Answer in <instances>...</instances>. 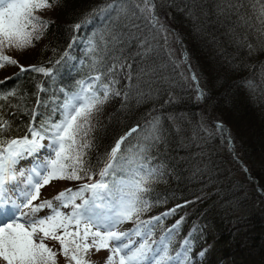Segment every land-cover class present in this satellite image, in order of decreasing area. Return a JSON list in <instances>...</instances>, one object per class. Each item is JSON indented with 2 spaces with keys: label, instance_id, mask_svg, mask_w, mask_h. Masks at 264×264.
Here are the masks:
<instances>
[{
  "label": "trees",
  "instance_id": "obj_1",
  "mask_svg": "<svg viewBox=\"0 0 264 264\" xmlns=\"http://www.w3.org/2000/svg\"><path fill=\"white\" fill-rule=\"evenodd\" d=\"M154 3L157 24L136 8L142 0H58L36 12L49 21L41 40L24 51H5L26 68L53 72L0 68V93H17L0 100V115L10 122L12 136H22L33 112L37 124L48 118L55 122L65 92L103 74L101 82L120 95L110 96L94 115L92 165L103 167L115 140L136 128L125 143L145 147L142 163L152 172L146 196L152 207L139 219L176 208L147 226L152 235L162 238L183 218L170 254L188 239L190 255L203 250L200 264H264V37L256 31L264 0ZM85 18L90 22L74 30ZM90 40L94 51H88ZM149 133L154 138L146 140ZM84 182L56 181L45 199ZM198 224L205 227L204 240L194 230ZM210 240L215 246L209 250L198 244ZM106 257V250L87 255L92 264H104ZM57 259L67 264L62 254Z\"/></svg>",
  "mask_w": 264,
  "mask_h": 264
},
{
  "label": "snow or ice",
  "instance_id": "obj_2",
  "mask_svg": "<svg viewBox=\"0 0 264 264\" xmlns=\"http://www.w3.org/2000/svg\"><path fill=\"white\" fill-rule=\"evenodd\" d=\"M57 2L0 0V68L13 65L20 68V73L31 70L51 76L52 68L36 65L26 68L5 50L24 51L34 47L49 23L35 13L50 9ZM142 4V7L137 4L136 8L153 24L159 23L154 0H142ZM256 18L259 21L256 31L264 37V4ZM240 19L248 23L243 16ZM89 22L85 18L73 29L79 30ZM76 39L73 37V43ZM89 44L88 51H94L96 43L90 40ZM64 57L71 59L68 52ZM109 70L114 72V68ZM102 75L90 82L81 80L78 90L65 92L57 108L59 119L55 122L48 118L37 124V113L33 112L32 122L22 136H12L10 122L0 115V216L12 221L5 220L0 224V260L3 264H58V254L66 258L67 264H92L87 259L88 253L102 250L108 252L104 264H190L188 253L192 245L188 239L183 241L180 251L170 255V241L183 218L159 243L153 242L155 247L148 242L152 229L147 226L175 214L176 208L147 221L139 219L152 207L146 198L152 172H146V165L142 163L147 159L145 147H130L131 141L125 143L137 129L133 128L115 140L102 158L103 167L93 166L88 158L95 146L91 135L95 127L94 115L110 96L120 95L111 84L101 82ZM192 78L195 79V75ZM199 91L202 97L203 91ZM16 95L15 90L0 93V100L7 101ZM152 127L155 129V125ZM152 138L153 133L145 137L146 140ZM28 159L32 161L29 168H18L21 161ZM96 176L99 178L94 179ZM61 180L86 182L75 190L66 188L51 199L33 203L38 200L42 187ZM25 208L29 211L22 212ZM45 209L47 214L37 215ZM133 220L137 221L134 228L118 230ZM133 235L140 237V241L133 242ZM49 242L58 244V249ZM199 255L202 257L204 253Z\"/></svg>",
  "mask_w": 264,
  "mask_h": 264
},
{
  "label": "rangeland",
  "instance_id": "obj_3",
  "mask_svg": "<svg viewBox=\"0 0 264 264\" xmlns=\"http://www.w3.org/2000/svg\"><path fill=\"white\" fill-rule=\"evenodd\" d=\"M92 78H94V77L88 78V79H86V80H84V81H86V82H90V80H91ZM45 143H47V141H45ZM31 164H32L31 159L24 160V161H21L20 165H18V168H25V169H26V168H29V167L31 166ZM55 183H56V181H53L51 185H47V186L42 187L41 190H40V195H39L38 200L33 201V203H34V204L39 203V200H40V199H45L47 196H49L50 193H51L52 188L55 186ZM21 187H23V185H21ZM18 190H19V189H18ZM100 210H102V209H100ZM21 211H22V212H28L29 209H26V208H25V209H21ZM45 214H47V210H46V209L43 210V211H41V212L38 213L37 215H39V216H43V215H45ZM17 215H19V213H18ZM5 220H7V222H9V223L12 222V221H11L10 219H8L7 217H3V218H0V224H2ZM19 222H23V220H20ZM134 227H135V225H133V224H131V223H124L123 225L120 226V228H119L118 230H120V231H127V230H130V229L134 228ZM194 230L196 231V233H200V235H201L200 240H204V230H205V227H204L202 224H198L197 227H196ZM206 230H207L208 232H211V229H210L209 227H207ZM212 234H213V233H212ZM165 235H166V233H165L162 237H164ZM177 235H180V229H179V228L176 229V230H175V233H174V236H177ZM140 239H141V238L138 237V236H136V235L131 236V240H132L133 242H139ZM160 240H161V238H157V239H156V237H154L153 235H151V236L148 238V242H149V244H153L154 241L157 242V243H159ZM184 240H185V239H181V240H180V242H179V244H178L179 247H178V250H176V252H178V251L181 250V246H182V243H183ZM166 242H167V241H166ZM201 242H202V241H201ZM201 242H198V244H199L200 246H202L203 249H207V250H209V248H212V247L215 246V243H214L212 240H210V243H209V244H207L205 241H204L203 243H201ZM153 246L155 247V244H153ZM213 249H214V248H213ZM106 252H107V251H106ZM176 252H175V253H176ZM201 252H203V250H202ZM201 252H200V253H201ZM175 253L170 254V255H175ZM107 256H108V252H107ZM188 256H190V257H189L190 264H200L202 257L199 255V253L196 254V255H194V254L190 255V254L188 253ZM0 264H3V261H2V260H0ZM226 264H233V263H232V262H226Z\"/></svg>",
  "mask_w": 264,
  "mask_h": 264
},
{
  "label": "bare ground",
  "instance_id": "obj_4",
  "mask_svg": "<svg viewBox=\"0 0 264 264\" xmlns=\"http://www.w3.org/2000/svg\"><path fill=\"white\" fill-rule=\"evenodd\" d=\"M161 11V10H160ZM163 11H161V12H159L160 14L162 13ZM159 14V15H160ZM161 16V15H160ZM164 17V16H163ZM165 18V17H164ZM163 19V18H162ZM160 21H161V19H159ZM165 21V20H164ZM160 25V24H159ZM157 27H158V25H157ZM164 27V26H163ZM177 66V65H176ZM113 96V95H112ZM111 98V97H110ZM113 98V97H112ZM0 218H3L2 216H0Z\"/></svg>",
  "mask_w": 264,
  "mask_h": 264
}]
</instances>
